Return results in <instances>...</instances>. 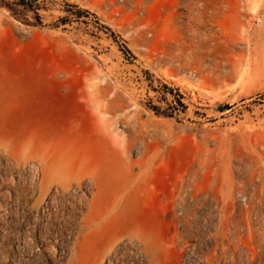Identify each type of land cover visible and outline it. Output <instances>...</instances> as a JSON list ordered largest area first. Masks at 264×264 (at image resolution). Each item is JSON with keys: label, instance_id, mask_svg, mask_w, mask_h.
Listing matches in <instances>:
<instances>
[{"label": "rangeland", "instance_id": "1", "mask_svg": "<svg viewBox=\"0 0 264 264\" xmlns=\"http://www.w3.org/2000/svg\"><path fill=\"white\" fill-rule=\"evenodd\" d=\"M0 216V264H264V0H0Z\"/></svg>", "mask_w": 264, "mask_h": 264}, {"label": "bare ground", "instance_id": "2", "mask_svg": "<svg viewBox=\"0 0 264 264\" xmlns=\"http://www.w3.org/2000/svg\"><path fill=\"white\" fill-rule=\"evenodd\" d=\"M204 15H205V13H204V11H202V10H197V12H196V14H195V20H196V25L198 26V27H196L195 25H190V36H191V38H190V40H189V46H192V47H198V44L197 43H200V42H202V40H203V37H199V34L201 33V27H202V22H203V19H204ZM177 62H181L179 59L178 60H176ZM181 65H183V66H187V63H181ZM34 180V179H33ZM32 180V181H33ZM11 183V182H10ZM46 179L43 177V179H41L40 180V188L41 189H43V188H45V186H46ZM55 190H56V188H55ZM51 197V196H50ZM51 201L53 202L54 200L53 199H51ZM55 202V201H54ZM54 204V203H53ZM62 204V203H61ZM51 205V204H50ZM50 210V209H49ZM48 210V211H49ZM50 214V213H49ZM1 217V216H0ZM112 258H110V260H111ZM109 262V261H108ZM111 264V263H110Z\"/></svg>", "mask_w": 264, "mask_h": 264}]
</instances>
